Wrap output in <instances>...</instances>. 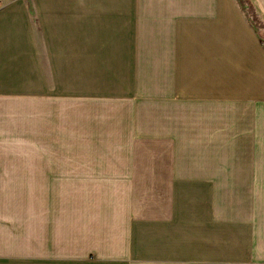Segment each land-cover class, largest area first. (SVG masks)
I'll return each mask as SVG.
<instances>
[{
    "label": "crops",
    "instance_id": "1",
    "mask_svg": "<svg viewBox=\"0 0 264 264\" xmlns=\"http://www.w3.org/2000/svg\"><path fill=\"white\" fill-rule=\"evenodd\" d=\"M0 264H264V0L0 4Z\"/></svg>",
    "mask_w": 264,
    "mask_h": 264
},
{
    "label": "rangeland",
    "instance_id": "2",
    "mask_svg": "<svg viewBox=\"0 0 264 264\" xmlns=\"http://www.w3.org/2000/svg\"><path fill=\"white\" fill-rule=\"evenodd\" d=\"M7 0H0V4H2V3H4V2H6Z\"/></svg>",
    "mask_w": 264,
    "mask_h": 264
}]
</instances>
